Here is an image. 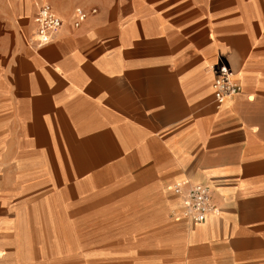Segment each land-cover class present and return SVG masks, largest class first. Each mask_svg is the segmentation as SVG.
Masks as SVG:
<instances>
[{
    "label": "crops",
    "instance_id": "obj_1",
    "mask_svg": "<svg viewBox=\"0 0 264 264\" xmlns=\"http://www.w3.org/2000/svg\"><path fill=\"white\" fill-rule=\"evenodd\" d=\"M37 1L0 24V224L53 203L102 226L93 264H264V0H49L42 46ZM193 182L198 224L172 189Z\"/></svg>",
    "mask_w": 264,
    "mask_h": 264
},
{
    "label": "rangeland",
    "instance_id": "obj_2",
    "mask_svg": "<svg viewBox=\"0 0 264 264\" xmlns=\"http://www.w3.org/2000/svg\"><path fill=\"white\" fill-rule=\"evenodd\" d=\"M13 1L0 0V24L14 18ZM34 212L17 219L32 223L0 224V264H93V258L101 257L104 242L94 233L102 226L79 222L68 206L48 203Z\"/></svg>",
    "mask_w": 264,
    "mask_h": 264
},
{
    "label": "built area",
    "instance_id": "obj_3",
    "mask_svg": "<svg viewBox=\"0 0 264 264\" xmlns=\"http://www.w3.org/2000/svg\"><path fill=\"white\" fill-rule=\"evenodd\" d=\"M87 11L77 7L73 12L72 23L77 27L85 20ZM35 42L37 46L45 45L52 40L53 34L62 25L61 18L54 11L49 0H38L33 17ZM214 101L221 104L226 98L241 91V85L235 81L233 72L226 65H219L214 70L211 84ZM173 193L181 198V215L193 223H202L215 212L211 187L202 183H175Z\"/></svg>",
    "mask_w": 264,
    "mask_h": 264
}]
</instances>
